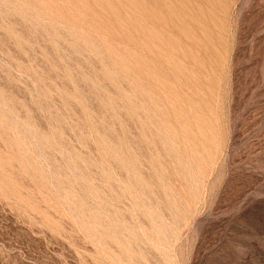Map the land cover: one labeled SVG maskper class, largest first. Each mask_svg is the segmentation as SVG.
<instances>
[{"label": "rangeland", "instance_id": "obj_1", "mask_svg": "<svg viewBox=\"0 0 264 264\" xmlns=\"http://www.w3.org/2000/svg\"><path fill=\"white\" fill-rule=\"evenodd\" d=\"M0 264H264V0H0Z\"/></svg>", "mask_w": 264, "mask_h": 264}]
</instances>
